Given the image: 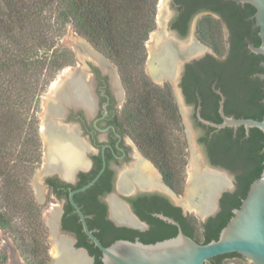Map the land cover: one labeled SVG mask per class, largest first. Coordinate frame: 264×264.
I'll return each mask as SVG.
<instances>
[{"label": "trees", "instance_id": "obj_1", "mask_svg": "<svg viewBox=\"0 0 264 264\" xmlns=\"http://www.w3.org/2000/svg\"><path fill=\"white\" fill-rule=\"evenodd\" d=\"M158 3L159 0H0V233L9 236L25 264L50 262L43 208L35 199L32 178L42 161V97L59 72L73 62V52L60 43L69 27L114 64L125 93L119 126L164 182L175 193L183 192L187 160L180 116L169 86L154 83L145 71L147 42L156 28ZM232 9L231 16L225 17L231 36L229 58L222 70L226 89L218 91V104L220 93L227 94L229 101L224 96L223 103L225 116L229 117L230 112L236 118L261 120L264 80L256 74L264 73L260 66L263 57L246 48L247 40L260 45L259 30L254 26L255 10L249 4ZM219 51H226L221 27ZM228 128L217 131L222 136L215 135V146L221 147L224 141L226 146L217 157L229 158V166L240 169L237 193L226 195L219 214L202 225L201 239L195 235L196 219L190 225L177 212L172 213L183 232L200 244L218 239L233 209L239 207L263 168L261 130L250 128L246 132L241 126L233 136ZM116 233L117 240H134L131 230L118 229ZM176 234L171 229L156 237L142 234V239L149 244ZM114 241L103 245L107 247ZM90 254L94 264H101L100 251L91 250ZM226 259L244 260L231 253L205 264H223ZM0 264H7L1 236Z\"/></svg>", "mask_w": 264, "mask_h": 264}, {"label": "flooded vegetation", "instance_id": "obj_2", "mask_svg": "<svg viewBox=\"0 0 264 264\" xmlns=\"http://www.w3.org/2000/svg\"><path fill=\"white\" fill-rule=\"evenodd\" d=\"M246 4L239 0H159L158 3L156 28L150 36L153 35L151 43L161 36L153 55V62L160 72L157 77H164L163 84L159 85H168L171 89L180 116L185 147L193 153L188 134L194 135L209 166L219 169L211 171L201 167L200 175L196 171L199 178V182H196L200 186H197L192 199L186 200L185 197L183 201L177 200L176 197H181L183 192L175 193L164 182L155 166L119 126L118 118L125 93L114 64L92 46L85 45L89 52L87 56L73 53V62L68 68L65 67L66 70H61L63 72L54 91L52 89L53 94L49 96L51 91L45 97V100L50 97L47 105H44V99L41 100L42 161L32 178L35 199L45 214L42 212L48 244L55 245L58 253H64L66 258L68 254L79 253L85 258V264H94L95 259L90 251L98 248L86 236L70 201V194L86 186L100 172L94 184L84 191L75 192L72 200L84 216L88 229L102 245L117 240L118 229L131 230L134 232L133 239L140 242H144L142 234L156 237L169 233L171 229L177 233L176 226L160 218L173 219L182 229L173 212H177L190 225H193L191 220L196 217L206 216V222L222 210L226 195L237 193L240 169L231 168L229 158L217 157L226 146L224 141L221 147L215 146L218 137L215 135L222 136L217 132L220 129L213 130L211 126L203 124L199 117L215 123L222 121L218 110V91L226 89V77L222 70H225L229 58L227 50L231 36L225 17L231 16L235 6L244 8ZM221 26L227 31L224 42L226 51L223 54L219 51ZM148 43L149 40L147 52ZM148 56L151 61L150 51ZM176 89L180 91L181 98L175 93ZM224 96L228 102L227 94ZM228 115L235 116L230 112ZM192 129L198 134H193ZM228 129L232 130L234 136L236 130ZM52 139L74 161L75 167L69 174L64 156L56 153L51 169L47 166V145ZM141 163L150 167L158 186L154 185L149 170L142 168ZM224 178L228 179L225 183ZM189 183L185 180L184 187ZM200 207L205 210L198 212L196 209ZM115 209L129 214L133 223L117 218ZM52 212H55V232L46 222V216ZM205 222L202 221L201 227ZM53 258H50L49 264H52Z\"/></svg>", "mask_w": 264, "mask_h": 264}, {"label": "water", "instance_id": "obj_3", "mask_svg": "<svg viewBox=\"0 0 264 264\" xmlns=\"http://www.w3.org/2000/svg\"><path fill=\"white\" fill-rule=\"evenodd\" d=\"M241 3H247L251 5L255 12L253 15L254 26L258 28V36L260 39V45L255 46L253 43L248 42V49L250 52L261 55L263 57V61L260 63V66L264 68V0H239ZM162 7V5H161ZM160 7V8H161ZM68 34L63 38L61 45L65 47H72L75 54L80 56H87L89 54L86 46L91 47V45L84 39L77 36L71 27L68 29ZM221 36L224 42L227 40V31L221 26ZM153 35L150 36V40L148 43V52L151 54V61L149 60V56L146 62V72L149 78L155 82L156 84H162L164 81V77H157V74H160L159 69L153 62V55L155 54V45L161 41V36H159L154 42ZM86 45V46H85ZM118 74V73H117ZM257 77L264 80L263 74H256ZM114 80V79H113ZM114 83V81H113ZM57 84L52 88L53 91ZM114 87L115 83H114ZM52 89L49 91L51 92ZM53 91L49 96L53 94ZM48 92V93H49ZM47 93V94H48ZM175 93L179 98L180 91L178 89L175 90ZM44 105H47L50 97L48 96L45 100ZM221 100L219 102V113L222 119V122L219 124H213L208 121H205L199 117V120L208 126L214 127L215 129H223L226 127L237 129L238 127H244L246 132L249 131L250 128H258L261 130L263 134V147H262V155H263V168L260 176L254 180L246 193V196L242 199L238 208L233 209V215L227 222V224L220 231L219 237L217 240H212L207 244H200L193 240L191 237L187 236L180 225L173 219L165 218L160 216L164 221L174 225L177 227V234L174 237L163 239L154 243H143L139 240H116L109 246H103L100 241L92 234V232L88 229L87 224L85 222L84 216L82 215L79 208L74 204L72 200V196L75 192H81L85 189L91 187L94 182L98 179L100 173L86 186L72 192L70 194V201L74 205L79 218L82 222L83 230L86 236L90 239V241L98 248L101 253V264H205L206 261L213 259L214 257L237 253L242 256L245 260L250 262L251 264H264V113L262 115L261 120H256L252 118H236L231 115L229 117L224 115L223 112V103L224 96L220 93ZM42 99V100H43ZM124 99V98H123ZM264 103V99L262 100ZM193 130V129H192ZM193 134L198 132L194 129ZM40 134L43 136V131L40 129ZM196 135V134H195ZM188 141L190 146L192 147L193 153L189 152L188 159V176L187 183L190 181L188 186L186 185L184 191V197L177 200H182L186 197V200L189 198H194L197 190L199 178L198 175L201 174L202 168L205 167V170H215L209 166L206 161L204 155L200 151L199 146L197 145L196 139L194 135L188 134ZM189 149V148H188ZM56 155L64 156L66 161V171L67 174L74 169V161H71L69 158L70 154L64 153L63 150H60L58 146L55 145L53 139L52 141H48L47 145V154H48V168L51 169L52 164L55 163ZM70 159V160H69ZM67 160H69L67 162ZM205 165V166H204ZM140 166L146 170H149V175L153 178V183L155 186H158V181L155 176H153L150 171V167L146 163H141ZM202 167V168H201ZM198 170V175H196V171ZM158 176L159 173L155 170ZM215 173V172H214ZM224 177V176H223ZM230 178V176H226ZM222 178V177H221ZM227 178H224V183ZM197 179V180H196ZM198 181V182H196ZM228 181V179H227ZM221 183V182H220ZM207 184V182H205ZM39 198V197H38ZM185 200V199H184ZM183 201V200H182ZM39 202L42 201L39 198ZM187 208H190L189 205L185 204ZM190 211L192 209H189ZM198 212L204 211V207H200L196 209ZM215 213V212H214ZM213 213V214H214ZM55 212L46 216V222L50 226V228L55 232L54 225V217ZM212 214V215H213ZM45 216V214L43 213ZM114 215L120 220H124L129 223H133V219L129 214H125L120 209H115ZM196 215V214H195ZM43 216V217H44ZM206 216L203 218L196 217L195 222V235L198 239L202 238V221L205 222ZM51 241V237H50ZM1 246L4 249L9 248L8 250V260L7 264H25L21 259L15 245L8 238V235L1 237ZM52 248V264H85L86 260L79 253H71L68 254L67 258L65 254L61 253L55 245L51 244ZM86 253V252H85ZM66 258V260H65ZM92 262L93 259L90 258Z\"/></svg>", "mask_w": 264, "mask_h": 264}, {"label": "rangeland", "instance_id": "obj_4", "mask_svg": "<svg viewBox=\"0 0 264 264\" xmlns=\"http://www.w3.org/2000/svg\"><path fill=\"white\" fill-rule=\"evenodd\" d=\"M73 30V29H72ZM74 32V31H73ZM68 34V30H67V32H66V34H65V36ZM64 36V37H65ZM78 36V35H77ZM63 37V38H64ZM63 38H62V40H63ZM81 38V37H80ZM83 39V38H82ZM62 40H61V42H62ZM150 40V39H149ZM60 42V43H61ZM67 48H69L73 53H74V51H73V48L72 47H67ZM68 68V67H67ZM67 68H65V70L67 69ZM63 72V71H62ZM62 72L60 71L59 72V74L56 76V78H55V81H53V84L52 85H50L49 86V88H48V90L46 91V93L43 95V97L58 83L57 81H58V78L61 76V74H62ZM118 73V72H117ZM155 83V82H154ZM162 84H163V82H162ZM159 85V84H158ZM43 97H42V99H43ZM124 100V99H123ZM185 151H186V160H187V165H186V182H187V176H188V171H187V167H188V159H189V152H188V148H185ZM186 187V186H185ZM185 187H184V190H183V193L181 194L182 196H181V198H183L184 197V191H185ZM177 199H179L178 197H176ZM43 213H44V210H43ZM7 234L6 233H4V232H1L0 233V236L2 237V236H6ZM50 236V235H49ZM8 238H9V236H8ZM10 239V238H9ZM11 240V239H10ZM12 241V240H11ZM49 242H50V237H49ZM8 250H9V248H6V249H4V251L6 252V254L8 253ZM19 253V252H18ZM20 255V254H19ZM49 255H50V258H51V256H52V248H51V244H49ZM7 259H8V255H7ZM22 259V258H21ZM223 264H251L250 262H248L247 260H237V259H226V260H224L223 261Z\"/></svg>", "mask_w": 264, "mask_h": 264}, {"label": "bare ground", "instance_id": "obj_5", "mask_svg": "<svg viewBox=\"0 0 264 264\" xmlns=\"http://www.w3.org/2000/svg\"><path fill=\"white\" fill-rule=\"evenodd\" d=\"M65 74V73H64Z\"/></svg>", "mask_w": 264, "mask_h": 264}]
</instances>
